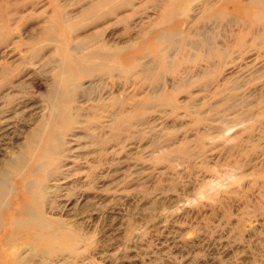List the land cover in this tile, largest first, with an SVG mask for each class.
I'll use <instances>...</instances> for the list:
<instances>
[{
  "label": "rangeland",
  "instance_id": "1",
  "mask_svg": "<svg viewBox=\"0 0 264 264\" xmlns=\"http://www.w3.org/2000/svg\"><path fill=\"white\" fill-rule=\"evenodd\" d=\"M0 264H264V0H0Z\"/></svg>",
  "mask_w": 264,
  "mask_h": 264
}]
</instances>
